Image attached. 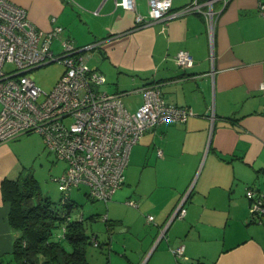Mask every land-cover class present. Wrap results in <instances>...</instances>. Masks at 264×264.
Returning a JSON list of instances; mask_svg holds the SVG:
<instances>
[{
  "label": "crops",
  "instance_id": "crops-1",
  "mask_svg": "<svg viewBox=\"0 0 264 264\" xmlns=\"http://www.w3.org/2000/svg\"><path fill=\"white\" fill-rule=\"evenodd\" d=\"M10 1L37 29L59 24L76 46L93 44L87 64L105 76L108 91L130 96L129 110L142 101L131 91L156 82L167 102L193 111L184 122L153 126L132 146L124 183L109 199L115 212L102 216L110 232L103 264H179L172 250L181 244L185 264H264V216L254 219L246 198L248 186L264 190V0H229L212 29L198 12L139 26L146 0H135V10L119 0ZM191 1L172 0L171 11ZM181 49L190 67L176 64ZM12 140L0 142V258L19 234L1 194L3 178L21 171ZM185 194V215L154 244Z\"/></svg>",
  "mask_w": 264,
  "mask_h": 264
},
{
  "label": "built area",
  "instance_id": "built-area-1",
  "mask_svg": "<svg viewBox=\"0 0 264 264\" xmlns=\"http://www.w3.org/2000/svg\"><path fill=\"white\" fill-rule=\"evenodd\" d=\"M216 1L220 2L218 8L214 7ZM228 1L192 0L178 11H171L172 0H146L147 17L137 14L135 24L142 26L178 13L198 12L212 29ZM116 5L135 10V0H119ZM259 13L264 15L262 2ZM63 30L59 24L46 31L37 29L24 7L0 0V142L37 133L56 159L66 162L65 171L54 178L63 200H68L73 187L83 184L90 199L106 202L123 185L130 150L144 132L163 122H184L193 111L167 102L156 82L131 91L140 92L142 101L134 111L128 110L122 94L103 90L105 76L87 64L85 50L94 45L78 47L62 35ZM54 42H58L57 50ZM51 62L61 63L63 70L54 87L44 91L35 83L31 71ZM175 62L180 67H190L193 58L181 49ZM259 89L264 90V81L259 83ZM246 198L252 216H264V190L249 186ZM185 200L186 194L160 235L172 219L185 215ZM127 202L136 205L131 200ZM147 219L153 220V215ZM93 243L98 245L96 240ZM172 252L179 264H185L182 244Z\"/></svg>",
  "mask_w": 264,
  "mask_h": 264
},
{
  "label": "trees",
  "instance_id": "trees-1",
  "mask_svg": "<svg viewBox=\"0 0 264 264\" xmlns=\"http://www.w3.org/2000/svg\"><path fill=\"white\" fill-rule=\"evenodd\" d=\"M1 194L10 205L9 225L19 232L11 250L16 264H89L87 247L98 242L97 235L91 238L87 233L83 215L70 216L76 206L70 198L54 202L42 193L31 173L21 171L16 177L3 178ZM95 218V214L89 216ZM104 219L109 227L110 221ZM58 228L62 234H55Z\"/></svg>",
  "mask_w": 264,
  "mask_h": 264
},
{
  "label": "rangeland",
  "instance_id": "rangeland-1",
  "mask_svg": "<svg viewBox=\"0 0 264 264\" xmlns=\"http://www.w3.org/2000/svg\"><path fill=\"white\" fill-rule=\"evenodd\" d=\"M55 50L58 49V42L53 43ZM63 65L59 62H51L46 65L35 68L31 71V75L35 83L44 91L51 90L58 80ZM107 84H102L101 88L108 91ZM108 89V90H107ZM110 92V91H108ZM130 96L123 98V103L130 109ZM13 149L20 155L21 164L19 169L23 174L31 173L37 180L40 189L44 195L49 196L51 200L58 203L63 198V193L58 189L55 177L59 176L66 169V162L56 159L55 155L50 152L42 143L41 137L35 133H27L12 140ZM86 185L73 187L69 193V198L76 206L71 210L70 216L78 218L83 215L86 231L91 238L97 235L98 242L104 247L107 238L105 225L102 216L104 213H110L111 199L107 202L102 200H92L88 197ZM115 212L114 207L111 209ZM95 214L96 218L90 220L89 216ZM55 234H62V230L58 228ZM100 246L90 244L87 247V260L89 264H103L104 254L107 249ZM102 249V250H101ZM0 264H16L12 258L11 252L5 253L0 258Z\"/></svg>",
  "mask_w": 264,
  "mask_h": 264
},
{
  "label": "water",
  "instance_id": "water-1",
  "mask_svg": "<svg viewBox=\"0 0 264 264\" xmlns=\"http://www.w3.org/2000/svg\"><path fill=\"white\" fill-rule=\"evenodd\" d=\"M188 193H189V192H188ZM188 193H187V194H188ZM187 194H186V198H187ZM173 220H175V219H172V220L170 221V223H171ZM170 223L168 224V226L170 225ZM168 226H167V227H168ZM167 227H165V229H164V233H163L162 235L159 234V232H160V230H161V229H159L158 234L154 237V242H155L154 244H157L158 242H160V240H162L163 238H166V237H165V233H166Z\"/></svg>",
  "mask_w": 264,
  "mask_h": 264
}]
</instances>
